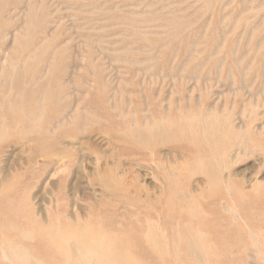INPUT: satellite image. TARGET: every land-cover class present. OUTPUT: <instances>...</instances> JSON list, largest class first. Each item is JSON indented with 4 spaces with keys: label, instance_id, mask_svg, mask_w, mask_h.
I'll list each match as a JSON object with an SVG mask.
<instances>
[{
    "label": "rangeland",
    "instance_id": "1",
    "mask_svg": "<svg viewBox=\"0 0 264 264\" xmlns=\"http://www.w3.org/2000/svg\"><path fill=\"white\" fill-rule=\"evenodd\" d=\"M168 96L189 100L199 123L153 145L158 167L123 113L127 99L138 110L145 97L162 113L155 98ZM66 114L74 117L60 127L54 120ZM210 123L220 125L213 132ZM0 126V264L88 261L60 251V235L33 234L49 228L59 196L60 215L84 216L96 204L111 229L121 215L129 223L142 213L145 230L147 218L162 214L173 242L167 253L135 232L143 249L109 264H264L252 235L264 244V0H0ZM65 144L74 148L63 170ZM124 168L129 186H116V200L109 173Z\"/></svg>",
    "mask_w": 264,
    "mask_h": 264
},
{
    "label": "bare ground",
    "instance_id": "2",
    "mask_svg": "<svg viewBox=\"0 0 264 264\" xmlns=\"http://www.w3.org/2000/svg\"><path fill=\"white\" fill-rule=\"evenodd\" d=\"M162 7V6H161ZM164 7V6H163ZM144 10V9H143ZM222 25V24H221ZM128 26V25H127ZM148 27V26H147ZM134 28V27H133ZM221 32V31H220ZM223 33V32H222ZM199 39V38H198ZM197 45V44H196ZM163 46V45H162ZM194 47V46H193ZM236 48V47H235ZM159 49V48H158ZM135 50V49H134ZM249 50V49H248ZM235 53V52H234ZM244 54V53H243ZM235 55V54H234ZM210 56V55H209ZM208 56V57H209ZM242 57V56H241ZM184 63V62H183ZM235 66H237V65H235ZM150 68V67H149ZM242 72V71H241ZM44 74V73H43ZM241 75V74H240ZM231 79V78H230ZM142 90V89H141ZM41 97V96H40ZM119 97V96H118ZM155 97V96H154ZM141 98V97H140ZM199 99V97H195V100L196 99ZM39 99V98H38ZM38 99H36L37 100V102H39L40 103V100L38 101ZM125 99H127V98H125ZM155 99H157V101L159 102V104H160V106H161V108H163L164 109V112H162V113H156L155 111H154V109H153V102L151 101V100H149L147 97H145V98H143L142 100H143V102H142V108L141 109H138V110H136V109H134L133 108V106L131 105V104H129V103H132L131 101H133L134 102V100H133V98H129V99H127L126 101H125V103H127L126 105H127V107H128V110H126L124 113H123V117L125 118V117H127V122L129 123V126L131 127V129L135 132V136H136V138H139V140L141 141L142 140V142H144V144L146 145V148H147V150L149 151V156L151 157V160L156 164V161H155V159H156V152L154 151V148H152L153 147V145H156V144H159V143H163V142H165V141H167V140H169V139H171V138H176V137H182L183 136V138L187 135V132H189V129H192V128H194V127H196L197 125H198V123H199V118H198V116L195 114V113H193L192 111H191V107H190V104H189V100H188V97H187V99H184L185 101L186 100H188V101H186L185 103H184V105L182 106V99H178L177 101H175V99H173V97H164V98H159V97H157V98H155ZM194 100V102H196ZM10 101V100H9ZM198 102V104H200L199 103V100L197 101ZM196 102V103H197ZM196 103H195V105H196ZM112 104V103H111ZM197 104V105H198ZM39 106H38V108H40V109H42L43 107H41V104H38ZM174 105H176V111H178V114H177V116H173V115H171V110H172V108H173V106ZM113 106V105H112ZM199 106V105H198ZM126 107V108H127ZM184 107V109H186V113H184V111L182 110V108ZM37 108V109H38ZM199 108V107H198ZM207 108H210V107H207ZM249 108V107H248ZM212 109V108H211ZM24 110V109H23ZM35 110V109H34ZM207 110V109H206ZM221 110V109H220ZM219 110V111H220ZM248 110V109H247ZM16 111V110H15ZM30 111V110H29ZM31 111H33V110H31ZM36 111V110H35ZM219 111H217V113L219 114ZM38 112V111H37ZM70 112V111H69ZM142 112V117H140V113ZM248 112H249V110H248ZM26 113V115H27V112H25ZM32 113V112H31ZM223 114V113H222ZM30 115V114H29ZM213 115V114H212ZM215 115H216V112H215ZM24 116V115H23ZM39 116H41V115H39V112H38V116L37 115H35V116H33V119L34 120H37V119H39ZM117 116H119V115H117ZM116 116V117H117ZM122 116V115H121ZM209 116V115H208ZM247 116V115H246ZM245 116V117H246ZM74 116L72 115V114H66V115H61L60 117H58L57 118V121L56 120H54L55 122H57L58 123V125L60 126V127H62L65 123H67L68 122V119L69 118H73ZM214 118V117H213ZM221 117H220V115H219V119H220ZM32 119V120H33ZM201 119H202V117H201ZM228 119V118H227ZM226 118H225V121L227 120ZM3 120V119H2ZM203 120V119H202ZM204 120H206V119H204ZM211 120V119H210ZM209 120V121H210ZM214 120V119H213ZM223 119H221V121H222ZM39 121V120H38ZM53 121V122H54ZM219 122L218 123H220V120H218ZM54 122V123H55ZM212 123H213V121H211ZM32 123V122H31ZM200 123H201V121H200ZM206 123V122H205ZM209 123V122H208ZM217 123V122H216ZM226 123H227V121H226ZM50 124H52V123H50ZM222 124V123H221ZM218 126H217V128L219 127V125L220 124H217ZM53 126H55V125H53ZM1 127V126H0ZM35 127V126H34ZM37 127V126H36ZM222 127H224V126H222ZM227 127V126H226ZM26 128V127H25ZM209 128L214 132V131H216L217 130V128H216V126H214V124H211L210 123V126H209ZM208 128V129H209ZM29 129V128H28ZM82 129V128H81ZM225 129V128H224ZM129 130V129H128ZM24 131V130H23ZM27 131V130H26ZM35 131V130H34ZM47 132H53L52 130H51V128H48L47 130H46ZM224 130L222 129V132H223ZM229 130L227 129V132H228ZM2 132V131H1ZM64 132V131H63ZM118 132V131H117ZM211 132V131H210ZM220 132V131H219ZM23 133V132H22ZM27 132H25L24 134H26ZM119 133V132H118ZM209 133V132H208ZM198 134H199V132H198ZM223 134V133H222ZM190 135V134H189ZM188 135V136H189ZM198 136H200V135H198ZM204 137V136H203ZM207 138H208V136H206ZM217 137V136H216ZM72 138V137H71ZM187 138H189V137H187ZM207 138H204L205 139V141H206V139ZM213 138V137H212ZM212 138H210L211 140H212ZM180 140V139H179ZM193 140H194V138H193ZM199 140H200V138H199ZM207 140H209V139H207ZM220 140V139H219ZM171 141V140H170ZM181 141H183L182 140V138H181ZM195 141V140H194ZM213 141V140H212ZM140 143V142H139ZM208 143H210L209 141H208ZM213 143V142H212ZM219 143H221L222 145L221 146H223V143L222 142H219ZM143 144V145H144ZM202 144H203V142H202ZM141 145V144H140ZM206 145H207V143H206ZM218 145H220V144H218ZM213 149H215V144H213ZM74 148L73 147V145H69V144H65L64 146H63V148L61 149V151L60 152H58V154L60 155V160L62 161V169L64 170V169H66L67 167H68V165H69V163H70V161L71 160H69V155H70V152L68 151V149L69 148ZM141 148H144V149H146L145 148V146L144 147H141ZM210 148V147H209ZM212 148V147H211ZM212 149V150H213ZM222 150V149H221ZM114 151H117L116 150V147H114V149H113V152ZM211 151V150H210ZM220 151V150H219ZM224 150H222V152H223ZM213 152H215V150L213 151ZM203 153H204V151H203ZM224 154H225V152H223ZM213 154V153H212ZM223 154V155H224ZM206 155V154H205ZM215 155V154H214ZM226 156V154L224 155V157ZM54 157V156H53ZM200 157V156H199ZM212 157V156H211ZM222 157V156H221ZM114 158V157H113ZM206 158V157H205ZM204 158V159H205ZM208 159V158H207ZM213 159H215V158H213ZM221 159H223V158H221ZM92 160V159H91ZM202 160V159H201ZM200 160V161H201ZM206 162H208L207 160H205ZM60 162V161H59ZM97 162H98V159H96V164H97ZM120 162H121V160H120V156H118L117 157V159L116 160H114V162L113 163H111V166H114L115 168H117L119 165H120ZM122 162H123V160H122ZM122 162H121V164H122ZM205 162V163H206ZM109 163V162H108ZM209 163H210V161H209ZM217 163H218V160H217ZM215 164H216V162H215ZM224 164V163H223ZM206 166H207V164H205ZM222 165V164H221ZM221 165H220V167H221ZM156 166H158L157 164H156ZM205 166V167H206ZM217 166V165H216ZM159 167V166H158ZM114 168V169H115ZM208 170H209V168L208 167H206ZM216 168H218V166L216 167ZM59 169V168H58ZM99 169V167L97 166V170ZM200 169V168H199ZM217 170V169H216ZM130 171V169H126V168H124V169H121V170H119L118 172L117 171H115V170H110V180H112L114 183H116V185H114L115 186V188H114V191H113V193H111V195H114V196H116V195H119V193H118V191L116 190V186H118L119 187V189H121V190H125V191H127V188H128V184H126V176L129 174L128 172ZM208 172H210V171H208ZM212 174V173H211ZM97 175H98V177H100V173H97ZM212 177V176H211ZM88 178H90V176L88 177ZM110 180H108V182L110 181ZM129 181V180H128ZM107 181H104V183H106ZM103 183V182H102ZM88 184H89V182H88ZM104 185V184H103ZM1 190V189H0ZM172 190V189H171ZM1 192H3V197H7L8 196V194H7V190H3V191H1ZM176 192V191H175ZM0 194H2V193H0ZM7 194V195H6ZM175 194V193H174ZM178 194H180V193H178ZM125 195V194H124ZM171 195H173L172 193H171ZM188 194H186V196H187ZM169 196V195H168ZM174 196V195H173ZM181 196V195H180ZM60 197V196H59ZM59 197H57V199H56V206H55V208H54V210H55V212H54V214H50L48 217H45V220H47V222H48V224H49V228L47 227V229L44 231V227H42V226H40V227H42V230L43 231H41L40 232V230H41V228H40V230H38V229H36L35 231H34V233L33 234H37V235H40V234H43L44 236H48V238H49V236L50 237H54V236H56V235H60V238H59V240H60V242L61 243H63L64 245L61 247V249L62 250H60V247H59V250L60 251H62V252H64V253H66V255H70L69 254V252L71 253V255H72V253L74 252L75 254V256H76V258H79V257H82V258H84V259H88V261H83V264H109L108 262L110 261V259H112L114 256L115 257H117V256H126V257H129V256H131V255H133L134 254V252H136V250H140V249H143V247L142 246H140V244H139V239H137V237L134 235V233L136 232H139V233H141V232H143V237H144V239L146 240V241H150V243H152L154 246L155 245H158V244H161V245H158L159 247H161L162 246V248H160L162 251L164 250H166V252L165 253H167V251H168V245L171 243V240H170V235H169V233H168V230H167V228H166V225H165V222H164V217L162 216V214L161 213H159V214H157V217H156V219H151V218H147L146 220H148L147 221V227H146V229L144 230L143 229V227L141 226V224L139 225L138 223H140L139 221H140V216L141 215H143L142 213H139V212H133V213H131V215H130V219L131 220H133L132 222H136V224H134V223H132V222H129V223H124V221L127 219L125 216H123V215H121V217H122V219H121V221L118 223V227L117 228H113V229H111V228H108L107 226H105L104 225V223L103 222H105L104 221V218H103V215L100 213V212H95V208H98L97 207V205L95 204H89V206L87 207L88 208V213L86 214V215H84V216H82V215H80V212L78 211V210H76V212L73 214V215H70V216H64V215H60L59 214V208L62 206V201L61 200H64V199H61V198H59ZM118 197V196H117ZM170 197V196H169ZM175 197V196H174ZM176 197H179V196H176ZM189 197V196H188ZM187 197V199L189 200V198H190V200H191V197H189L188 198ZM116 198V197H115ZM183 198H184V196H183ZM177 199V198H176ZM53 200V199H52ZM83 200H85V199H83ZM116 200H120V195H119V198H117ZM179 200V199H178ZM181 200H182V197H181ZM189 200V201H190ZM55 201V200H54ZM87 201H89V200H87ZM172 201H173V198H172ZM90 202V201H89ZM96 202V201H95ZM126 202V201H125ZM170 202H171V198H170ZM179 202V201H178ZM91 203V202H90ZM175 203V202H174ZM186 203H187V201H186ZM194 203V202H193ZM192 203V204H193ZM102 204V203H101ZM145 204V203H144ZM144 204H142L143 206H145ZM191 204V203H190ZM191 204V205H192ZM194 204H196V203H194ZM193 204V205H194ZM189 205V204H188ZM191 205L189 206L190 208H191ZM102 206H103V204H102ZM102 206H101V208H102ZM174 206V205H173ZM181 206V209H182V204L180 205ZM187 206V205H186ZM233 207H234V205H233ZM186 208H188V207H185V209ZM194 208H196V205H195V207ZM78 209V208H77ZM179 209V208H178ZM197 209V208H196ZM230 209H231V207H230ZM187 210H189V209H187ZM191 210H193V208H191L189 211H191ZM198 210V209H197ZM21 209H17V212H15L16 213V216L20 219V220H24V221H27L28 219H29V217L31 216L29 213L26 215V216H24V215H22L21 214ZM232 211V210H231ZM235 211V210H234ZM193 212V211H192ZM198 212V211H197ZM189 213V212H188ZM235 213V212H234ZM109 215V216H108ZM231 215H233V214H231ZM107 216L108 217H110V218H112V217H117L118 216V212H116L115 210H110L109 211V213L107 214ZM189 216H190V213H189ZM198 216V215H197ZM199 216H201V215H199ZM129 219V218H128ZM196 219V218H195ZM30 220V219H29ZM28 220V221H29ZM64 220V221H63ZM123 220V221H122ZM149 220H152V222L151 221H149ZM35 221V220H34ZM34 221H32L33 222V224H34ZM116 223V224H117ZM152 223V224H151ZM187 223V222H186ZM40 224V223H39ZM192 224V223H191ZM176 225H177V223H176ZM188 225V224H187ZM32 226V225H31ZM39 226V225H38ZM38 226H37V228H38ZM178 226V225H177ZM183 227H184V225H183ZM31 228V227H30ZM33 228V227H32ZM30 229V230H34V228L33 229ZM174 228V227H173ZM190 228V227H189ZM246 228V227H245ZM247 228H248V226H247ZM12 229V228H11ZM15 229V228H14ZM176 228H174V231H176L175 230ZM191 229V228H190ZM249 229V228H248ZM30 230L29 229H23L22 231V233H27V234H31L30 233ZM178 230V229H177ZM187 231V230H186ZM252 231H255V230H252ZM257 231V230H256ZM21 232V231H20ZM171 232H173V231H171ZM179 232V231H178ZM178 232H174V234H175V236H176V234L178 233ZM181 232V231H180ZM179 232V233H180ZM190 232V231H189ZM188 232V233H189ZM196 232H197V229H196ZM195 232V233H196ZM248 232V231H247ZM178 233V234H179ZM187 233V232H186ZM198 233V232H197ZM261 233V232H260ZM191 233H189V235H190ZM194 234V233H193ZM193 234H191L192 236H194ZM248 234V233H247ZM249 234H250V232H249ZM261 234H263V233H261ZM19 235H20V233H19ZM172 235H173V233H172ZM179 235H181V234H179ZM252 235L254 236V238L253 239H255V247H256V249H254V250H256L257 252H258V255L261 253V256H263L262 255V253L264 254V249H262V245H264V244H262V241H261V243L259 242V238H260V240H261V236H260V234L259 233H257V232H253L252 233ZM25 235H22V237H24ZM33 236V235H32ZM175 236H174V238H175ZM186 237H187V235H185ZM192 236H190V237H192ZM200 238H202L203 239V234H201V235H198ZM202 236V237H201ZM252 236V237H253ZM34 237V236H33ZM196 237V236H195ZM199 237H197V239L199 238ZM263 237V236H262ZM8 238V237H7ZM25 239H26V236L24 237ZM23 238V239H24ZM32 238V237H31ZM173 238V239H174ZM264 238V237H263ZM68 239H70V240H73V241H75V245H73L74 246V249H71V245H72V243H71V245L69 246L68 245V243H70V240H69V242H68ZM176 239V238H175ZM178 239V238H177ZM180 239V238H179ZM194 239V238H193ZM247 239H249V238H247ZM6 240H9V239H6ZM28 240H30V239H28ZM47 240H49V239H47ZM184 240H186V239H184ZM263 240V239H262ZM10 241V240H9ZM30 241H32V240H30ZM172 241H174L175 242V240H172ZM177 241V240H176ZM187 241V240H186ZM198 241H200V239L198 240ZM249 241H250V239H249ZM7 242V241H6ZM56 242H57V239H56ZM68 242V243H67ZM161 242V243H160ZM183 242H185V241H183ZM51 243H52V241H51ZM65 243L67 244V245H65ZM173 243V242H172ZM171 243V244H172ZM190 243V242H189ZM193 243L195 244V245H191V246H193V247H195V246H197L196 245V243L193 241ZM201 243V242H200ZM211 243V242H210ZM250 243H251V241H250ZM55 244V243H54ZM179 244V243H178ZM184 244V243H183ZM191 244V243H190ZM202 244H203V242H202ZM202 244H201V247H203L202 249L204 250V246H202ZM262 244V245H261ZM1 245H2V242H1ZM53 245V244H52ZM150 245V244H149ZM153 245H151L152 246V248H153ZM175 245V244H174ZM173 245V246H174ZM204 245V244H203ZM5 246V245H4ZM8 246V245H7ZM14 245H12V247H13ZM22 246V245H21ZM208 246V245H207ZM3 247V246H2ZM1 247V249L3 250V248ZM9 247V246H8ZM17 247V246H16ZM58 247V246H57ZM150 247V246H149ZM176 247V246H175ZM185 247V246H184ZM188 247H189V245H188ZM198 247H200V245L198 246ZM56 248V247H55ZM190 248V247H189ZM196 248V247H195ZM194 248V249H195ZM253 248V247H252ZM264 248V247H263ZM5 249V248H4ZM9 249V248H8ZM15 249V248H14ZM28 249V248H27ZM174 249V248H173ZM177 249H179L178 247H177ZM56 250V249H55ZM58 250V249H57ZM153 251H155L154 249H152ZM179 250H181V249H179ZM11 251H13V249L11 250ZM10 251V252H11ZM16 250H14V252H15ZM23 251V250H22ZM26 251V250H25ZM29 251V250H28ZM73 251V252H72ZM186 251V250H185ZM18 251H16V253H17ZM199 252H201V251H199ZM203 252V251H202ZM4 253V252H3ZM16 253H15V255H16ZM61 253V252H60ZM162 253V252H161ZM173 253H175V252H173ZM177 254H178V252H176ZM252 253V252H251ZM26 254H29V253H25V255ZM182 254H183V252H182ZM185 254H186V252H185ZM188 254V253H187ZM7 255V253H5V258L7 259V257L8 256H6ZM14 255V254H13ZM13 255H12V257H13ZM63 254H61L60 256H62ZM70 255V256H71ZM164 255V254H163ZM167 255V254H166ZM184 255V254H183ZM200 255H202V254H200ZM203 255H205L204 253H203ZM253 255V254H252ZM255 255H256V252H255ZM11 256V255H10ZM18 256V255H17ZM74 256V257H75ZM113 256V257H112ZM188 256V255H187ZM187 256H185V257H187ZM260 256V255H259ZM4 257V256H3ZM19 257V256H18ZM26 257V256H25ZM64 257V256H63ZM163 257H165V256H163ZM167 257V256H166ZM179 257V255L177 256V258ZM194 257H195V254H194ZM201 257V256H200ZM8 258H10V257H8ZM30 258V256H28V259ZM65 258V257H64ZM82 258H80V259H82ZM176 258V257H175ZM195 258H197V257H195ZM207 258V257H206ZM253 258V257H252ZM263 258H264V256H263ZM11 259V258H10ZM15 259V258H14ZM26 259V258H25ZM33 259H35V261H36V258H34L33 257ZM70 260H72L71 258H69ZM122 259V258H121ZM124 259V258H123ZM188 259V258H187ZM198 259H199V257H198ZM201 259V258H200ZM200 259H199V263H200ZM262 259V258H261ZM261 259H260V261H261ZM16 260H17V258H16ZM113 260H115V258H113ZM118 260H120V259H118ZM134 260V259H133ZM176 260H178V259H176ZM175 260V261H176ZM252 260V259H251ZM264 260V259H263ZM30 261V260H29ZM28 261V262H29ZM38 261L40 262L41 261V264L42 263H44V262H42V260H40V259H38ZM75 261H76V259H75ZM81 260L79 261L80 263L82 262ZM116 261V260H115ZM129 261H132V260H129ZM135 261V260H134ZM195 261V260H194ZM8 262V261H7ZM11 262V264L12 263H14L12 260L10 261ZM65 262V261H64ZM70 262V261H69ZM73 262V261H72ZM85 262V263H84ZM113 262V261H112ZM125 262V261H124ZM133 262V261H132ZM180 262V261H179ZM202 262V261H201ZM206 262H208L207 260H206ZM20 263H21V260H20ZM47 263V262H46ZM74 263H77V261L76 262H73L72 264H74ZM111 263V262H110ZM116 263V262H115ZM114 263V264H115ZM181 264H182V260H181V262H180ZM15 264V263H14ZM45 264V263H44ZM62 264H64V263H62ZM70 264V263H69ZM77 264H79V263H77ZM119 264V263H118ZM138 264V263H137ZM202 264V263H201Z\"/></svg>",
    "mask_w": 264,
    "mask_h": 264
}]
</instances>
